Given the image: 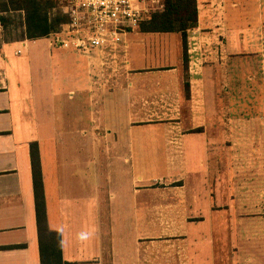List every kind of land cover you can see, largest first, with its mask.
Listing matches in <instances>:
<instances>
[{"label": "crops", "instance_id": "0c3cea01", "mask_svg": "<svg viewBox=\"0 0 264 264\" xmlns=\"http://www.w3.org/2000/svg\"><path fill=\"white\" fill-rule=\"evenodd\" d=\"M196 9L197 24L184 46L178 33L169 42L167 33L130 32L129 65L120 75L47 38L0 45V264H40L32 143L46 226L60 236L62 264L216 263L209 199L186 207L165 201L163 192L155 200L150 184L169 178L161 163L170 158L196 164L207 156L215 134L206 141V131L229 128L227 85L264 62V0H196ZM192 42L210 53L200 76L187 70ZM167 135L181 155L168 148ZM229 185L223 181L224 196ZM177 207L191 217L201 209L203 218L180 221L171 214ZM174 224L183 233L169 240L167 226ZM246 261L252 259L238 251L223 255V264Z\"/></svg>", "mask_w": 264, "mask_h": 264}, {"label": "rangeland", "instance_id": "374dc122", "mask_svg": "<svg viewBox=\"0 0 264 264\" xmlns=\"http://www.w3.org/2000/svg\"><path fill=\"white\" fill-rule=\"evenodd\" d=\"M135 31L140 32V28L137 27ZM128 34L124 37V46L126 47L122 48L116 57L104 58L103 56V59L99 58V69L107 67V73L113 75H120L122 71L125 72L124 67L128 69L129 57L125 42ZM167 34H170L171 37L169 42H174L176 33ZM189 35L190 32L186 31L184 44ZM147 47L149 48L150 45L147 44ZM262 47V59L264 60V42ZM201 52L205 60H208L199 64L196 63L197 67L191 69L192 74L190 75L200 76V69L210 63L208 58L210 53L208 54L204 50ZM157 60V55H152L151 64L157 63ZM247 69L245 78L239 79L237 76H232V82L227 85L230 88L228 94L231 101L229 128L224 132L218 130L214 133L205 129L206 141L215 134L214 145L207 147L208 155L196 164L185 163L177 157L178 161L170 158L165 163H161L164 167L162 172L169 178L156 182L152 181L150 184L152 198L155 200L164 195L165 201L178 202V204L186 203L187 207V203L190 201L192 203L196 200L202 202L204 195L205 198L209 199L214 223L212 241L215 264H223V255L229 253L233 255L236 251L242 253L245 259H252V261H246V264H256L258 257L264 258V62L260 66L253 65ZM187 70L189 71L188 67ZM103 72L105 73L104 70ZM228 72L232 74L230 69ZM227 86L224 87L223 82L217 84L221 94L225 92L223 88ZM183 91H185L184 85ZM206 94L209 95L207 90ZM159 103L163 113L166 105L163 101ZM239 109L241 110L240 114ZM200 115L202 116V114ZM56 116L59 115L56 114ZM192 132H201V129ZM168 135L167 141L171 142L173 137ZM168 145L169 149L171 148L170 145L173 146L175 154H182L181 148L175 141ZM189 164L192 166L190 175L187 174ZM173 177L175 179L180 177L181 180L176 182L171 180L174 179ZM223 181H230V188H225L226 196L221 192ZM198 188L200 193H197ZM190 189L196 190V192L190 195ZM158 191L161 192L160 195H158ZM181 208H174L171 214L180 217V221H184L186 218L181 220L182 216L188 217L190 215L185 214V207ZM190 213L193 217L190 216L188 221L198 222L203 218L201 209L195 212L190 211ZM182 233L183 229L179 224L167 226L169 240L180 238Z\"/></svg>", "mask_w": 264, "mask_h": 264}, {"label": "trees", "instance_id": "16d2710c", "mask_svg": "<svg viewBox=\"0 0 264 264\" xmlns=\"http://www.w3.org/2000/svg\"><path fill=\"white\" fill-rule=\"evenodd\" d=\"M68 18L54 0H0V45L47 38L59 32ZM195 0H164L138 24L141 33H178L184 46L186 31L196 27ZM40 264H62L60 236L46 226L36 143L29 146Z\"/></svg>", "mask_w": 264, "mask_h": 264}, {"label": "built area", "instance_id": "2783aa9c", "mask_svg": "<svg viewBox=\"0 0 264 264\" xmlns=\"http://www.w3.org/2000/svg\"><path fill=\"white\" fill-rule=\"evenodd\" d=\"M67 15L59 32L49 36L51 46L75 53L87 60L116 57L124 46L126 34L152 11L162 10L164 0H54ZM196 1V0H195ZM220 37V36H218ZM217 38V46L220 45ZM219 47V46H218ZM188 69L206 61L200 46L192 42L188 48ZM196 52L199 55L196 57Z\"/></svg>", "mask_w": 264, "mask_h": 264}, {"label": "clouds", "instance_id": "9594fccd", "mask_svg": "<svg viewBox=\"0 0 264 264\" xmlns=\"http://www.w3.org/2000/svg\"><path fill=\"white\" fill-rule=\"evenodd\" d=\"M81 238H83V236Z\"/></svg>", "mask_w": 264, "mask_h": 264}]
</instances>
